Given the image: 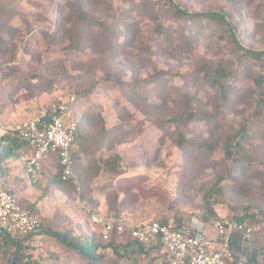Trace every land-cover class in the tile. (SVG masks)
I'll return each mask as SVG.
<instances>
[{
  "label": "rangeland",
  "instance_id": "374dc122",
  "mask_svg": "<svg viewBox=\"0 0 264 264\" xmlns=\"http://www.w3.org/2000/svg\"><path fill=\"white\" fill-rule=\"evenodd\" d=\"M172 1L187 12L223 13L241 47L261 58L243 54L217 21L177 19L168 0H0V136L68 96L79 112L103 119L102 127L85 125L72 187L52 185L55 169L43 164L42 194L32 192L29 202L42 205L45 229L82 242L99 237L88 211L135 224H206L209 193L214 221L254 216V243L262 248L264 0ZM76 2L97 24L78 18ZM217 68L225 97L205 76ZM190 112L202 120L187 122ZM230 135L242 146L240 164L225 157ZM114 157L119 167L107 173L102 163ZM131 251L122 258L105 251L100 264H164L152 250ZM25 252L32 264H87L44 234Z\"/></svg>",
  "mask_w": 264,
  "mask_h": 264
},
{
  "label": "built area",
  "instance_id": "2783aa9c",
  "mask_svg": "<svg viewBox=\"0 0 264 264\" xmlns=\"http://www.w3.org/2000/svg\"><path fill=\"white\" fill-rule=\"evenodd\" d=\"M77 133L74 96L57 101L12 129L11 138L23 141L31 148L24 175L27 186L38 196L36 187L43 163L55 155L61 169V180L74 179L70 149ZM0 168V232L11 239L23 238L38 231L41 219L23 209ZM91 225L100 228L102 240L113 235H128L145 249L155 247L164 264H242L235 259L231 238L237 235V245L243 254L253 248L254 228L247 220L223 219L211 224L191 222L181 227L160 221L131 223L123 216L87 212Z\"/></svg>",
  "mask_w": 264,
  "mask_h": 264
},
{
  "label": "trees",
  "instance_id": "16d2710c",
  "mask_svg": "<svg viewBox=\"0 0 264 264\" xmlns=\"http://www.w3.org/2000/svg\"><path fill=\"white\" fill-rule=\"evenodd\" d=\"M167 4L172 10V14L177 18L181 20H190L192 22H197L200 20L204 21H217L220 25H222L226 31L228 32V35L230 37V40L232 43L241 50V52L257 61L261 58L260 53H254L250 50H247L245 48H242L239 42L237 41V38L234 33V29L231 26V24L227 21L226 17L223 13L214 12V11H206V12H187L185 10L180 9L177 5L173 3L172 0H168ZM74 10L76 11V14L81 21H84L89 24H97L91 17H89L85 12H83L79 6L78 2L74 3ZM188 50L187 45L185 46V49L183 51ZM264 56V54L262 55ZM264 59V57H262ZM224 70L223 68H217L214 70L212 75L210 73H206L205 76L207 78L208 84L218 90L222 97H225V91H224V84L222 81H220L221 78H223ZM79 95V94H78ZM81 97V96H79ZM76 101V114H77V133L74 140V143L70 149V156L73 163V173L75 174L76 165L77 163L81 161V158L83 154H85V136L83 134V130L85 128V125H95L100 123L101 127L103 125V119L100 115H98L95 112H79V102L75 98ZM187 122L190 121H199L202 120L198 114H195L193 112L188 113L186 116ZM176 121V120H175ZM237 135V134H236ZM236 135H230L227 139V143L225 146V157L230 160L233 164H240L242 161V146L239 143ZM177 145L179 148H183L185 145V140L183 137H179L177 139ZM31 153V148L29 145L24 143L23 141L16 140L10 137L9 133H6L2 136H0V168L2 170L3 175H5L4 170L1 166V164L7 160L10 159H24L23 161V168H25L27 159ZM44 163L48 165V168H54L55 169V175L50 179V183L54 186H64V187H72L71 180L63 181L61 180V169L58 165L57 158L55 155H51L48 160H46ZM43 163V164H44ZM50 165V166H49ZM103 170L107 173H115L117 168L119 167V163L117 160V157H114L113 159H106L102 163ZM12 194H14L12 191H10ZM17 197V196H16ZM211 194L207 193L206 197L204 199V208H203V215L202 220L206 224H211L213 221L217 218V215L213 208V201L211 200ZM19 205L25 209L31 212L32 214H36L40 217L41 216L38 212L35 211L33 206L24 207L18 197H17ZM29 205H35L29 204ZM110 216H122L119 214H112ZM237 220H247L249 223L254 221L253 215H243L241 217H237ZM163 224H168L166 221H160ZM177 224H175L176 227H181L182 223L180 219L176 220ZM137 224V223H136ZM98 228V227H97ZM100 229V228H98ZM101 230V229H100ZM38 234H44L48 236L50 239H52L64 252L66 253H73L75 254L79 259L83 260L87 264H100L102 263L104 259V252L110 251L112 254L116 255L118 258H122L123 256L127 255V248L131 247L134 249V251H131V254H146L148 250L155 251V247H151L149 249H145L143 246L138 245L135 241H133L131 238H129L128 235H122V236H116L113 235L112 238L108 241H104L101 238L100 232L99 237L96 235H93L90 237V239L86 241H80L78 238L72 236V234L69 231H56L53 229H45L41 224L37 232L29 234L26 237L23 238H15L11 239L10 237L6 235H0V259L3 261L2 264H32L30 261V255L26 254L27 250V243L33 239ZM124 236V237H123ZM123 237L121 242L117 241V238ZM255 238L253 234V248L250 253L243 254L242 251L239 250V247L237 245V235L234 234L231 238V248L234 253L235 259L239 260L244 257V261L242 264H260L258 262L259 256H261L262 253H264V247L261 248L259 245L258 247H255ZM123 249V250H122Z\"/></svg>",
  "mask_w": 264,
  "mask_h": 264
},
{
  "label": "crops",
  "instance_id": "0c3cea01",
  "mask_svg": "<svg viewBox=\"0 0 264 264\" xmlns=\"http://www.w3.org/2000/svg\"><path fill=\"white\" fill-rule=\"evenodd\" d=\"M24 159L25 158L10 159L3 162L1 166L5 173L4 177L7 183L13 187L12 192L14 193V195H16L18 199L19 198L22 199L21 201L24 204L23 205L24 207L33 206L36 212L40 210L42 212L43 211L42 205H29L30 202L32 201V198L30 197L33 191L29 189L26 183L24 168H23Z\"/></svg>",
  "mask_w": 264,
  "mask_h": 264
}]
</instances>
